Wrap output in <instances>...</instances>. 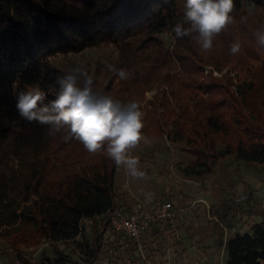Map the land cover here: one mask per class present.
<instances>
[{
  "label": "trees",
  "instance_id": "obj_1",
  "mask_svg": "<svg viewBox=\"0 0 264 264\" xmlns=\"http://www.w3.org/2000/svg\"><path fill=\"white\" fill-rule=\"evenodd\" d=\"M244 1L256 5L251 14ZM185 2L0 0V246L21 263L80 264L62 250L72 243L84 264H97L108 244L110 214L120 205L118 167L106 145L88 153L78 141L65 142L63 133L46 135V126L16 111V95L27 85L39 84L54 99L67 71L56 58L113 45L117 69L133 75L126 81L95 77L94 88L121 102L140 101L143 133L152 141L167 136L194 158L187 177L209 175L229 159L264 167V50L253 35L264 24V0H233L236 22L217 36L211 52L190 37L175 38ZM165 34L173 38L170 47L160 39ZM237 38L241 51L232 55ZM47 244L58 259L38 261L35 254ZM226 248L227 264H262L264 223Z\"/></svg>",
  "mask_w": 264,
  "mask_h": 264
},
{
  "label": "clouds",
  "instance_id": "obj_2",
  "mask_svg": "<svg viewBox=\"0 0 264 264\" xmlns=\"http://www.w3.org/2000/svg\"><path fill=\"white\" fill-rule=\"evenodd\" d=\"M256 5L250 4L251 14ZM233 0H186L182 20L172 31L175 38L190 37L204 52H211L219 34L226 31L236 21L231 13ZM248 16H241L246 23ZM258 49L264 50V24L254 32ZM232 55L241 51L237 38L229 48ZM106 63L109 71L120 80H128L133 73L116 69ZM54 99L48 100V93L39 84L27 85L16 95L15 108L20 118L28 123L46 126V135L63 133L65 142L78 141L91 154L105 149L107 157L116 167L123 166L132 178H144L140 169V159L132 154L141 143L151 145L152 140L142 129L144 113L140 101L136 99L121 102L103 91L94 88V77L83 61L67 68L63 78L57 81Z\"/></svg>",
  "mask_w": 264,
  "mask_h": 264
},
{
  "label": "crops",
  "instance_id": "obj_3",
  "mask_svg": "<svg viewBox=\"0 0 264 264\" xmlns=\"http://www.w3.org/2000/svg\"><path fill=\"white\" fill-rule=\"evenodd\" d=\"M232 161L235 162L234 169L239 171L238 175L240 173L241 182L237 181L235 174V178L231 175V166L226 170L231 179L228 185L225 168L219 170L217 167L221 162L211 174L195 178L198 180H187L189 184L184 185L189 190L186 197L180 195L156 202H173L177 215L173 221L150 230L143 239V251L125 241V250L119 247L115 256L108 255L106 259L103 252L97 264H227L226 246L229 240L237 235L252 236L254 228L264 223V184L259 179L260 174L249 172L245 165L248 163L227 160L228 163ZM203 183L207 187L205 190ZM217 190H221V193ZM234 193L236 196L247 194L249 200L237 204V208L228 198ZM228 201L233 205L228 204ZM117 209L127 208L119 205ZM106 242L110 248L123 244L121 237L114 236Z\"/></svg>",
  "mask_w": 264,
  "mask_h": 264
},
{
  "label": "rangeland",
  "instance_id": "obj_4",
  "mask_svg": "<svg viewBox=\"0 0 264 264\" xmlns=\"http://www.w3.org/2000/svg\"><path fill=\"white\" fill-rule=\"evenodd\" d=\"M243 3V9L248 11L250 3L248 4L245 1ZM160 39L167 47H170L173 43V38L170 34L162 35L160 36ZM118 57L119 52L113 45H103L97 48L87 49L79 54L56 58V62L67 69L69 66L74 65L77 62L83 61L86 64L89 73L93 75L94 78H100V76L112 77L116 75L107 69L105 62L113 64L117 69L116 64ZM209 71L210 70H207L206 73L208 74ZM215 76H221V74L215 72ZM155 93L156 91L147 93L146 100L143 104L152 100ZM132 154L139 157L140 169L145 172V177L132 178L128 175L123 166L118 168L115 176V188L119 195L120 206L121 208H127V211H131L133 207L138 205L150 206L157 201L171 200L170 198H177V196L180 195L186 197L189 190H186L184 185L189 184L187 180H198L194 177H187L184 174V169L193 162L194 158L184 151L183 145L172 143L167 136L161 140L152 141L151 145H144L141 143L136 149L132 150ZM230 163L224 161L217 166L219 170L225 168L224 175L228 185H230L231 179L230 173L226 170L231 166H233L231 175L234 178L237 176V181L241 180L239 178L240 173L238 175L239 171L234 169L235 162L232 161ZM245 165H247L246 168L249 172H258L260 174L259 179L264 184V167L250 163ZM203 184V189H207L205 183ZM173 192L175 193L174 195L171 194ZM217 192L221 193V190H217ZM241 196L249 195L238 194L236 196V193H234L228 198H231L237 206L236 200ZM237 208L239 207L237 206ZM103 219L104 217L99 220L102 221ZM85 229L90 239H92L91 221L85 223ZM108 248H110V246L107 244L104 249L105 252L102 254L104 259H106L108 255H111L108 252ZM62 250L66 255L72 257L80 264H84L82 255L75 249L72 243L62 245ZM42 256H46L52 260L58 259L54 247L50 244L45 245L35 254L38 261H41ZM0 264L23 263H21L16 256L11 254L8 248L4 245L0 246Z\"/></svg>",
  "mask_w": 264,
  "mask_h": 264
},
{
  "label": "built area",
  "instance_id": "obj_5",
  "mask_svg": "<svg viewBox=\"0 0 264 264\" xmlns=\"http://www.w3.org/2000/svg\"><path fill=\"white\" fill-rule=\"evenodd\" d=\"M249 200V196H241L236 201L237 204H244ZM177 211L173 202H160L150 206L138 205L135 209L127 211L116 209L111 212V228L106 235V241L113 236L122 238L121 245L108 248V252L115 256L117 249L127 248L126 242L133 244L138 250L143 251V239L153 227L162 223L171 222L175 219ZM86 221L85 223H87ZM126 241V242H125ZM114 242V240H113ZM105 252L103 249L102 253ZM145 258V257H144Z\"/></svg>",
  "mask_w": 264,
  "mask_h": 264
}]
</instances>
